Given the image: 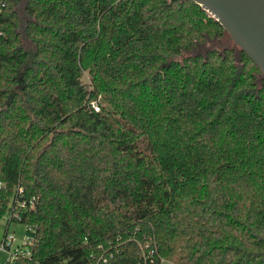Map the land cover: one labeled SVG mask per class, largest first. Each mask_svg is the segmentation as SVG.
<instances>
[{"label":"trees","instance_id":"1","mask_svg":"<svg viewBox=\"0 0 264 264\" xmlns=\"http://www.w3.org/2000/svg\"><path fill=\"white\" fill-rule=\"evenodd\" d=\"M20 1L1 241L18 222L33 245L5 264H264V77L240 48L188 54L222 25L192 0H26L22 28Z\"/></svg>","mask_w":264,"mask_h":264},{"label":"water","instance_id":"2","mask_svg":"<svg viewBox=\"0 0 264 264\" xmlns=\"http://www.w3.org/2000/svg\"><path fill=\"white\" fill-rule=\"evenodd\" d=\"M214 17L264 77V0H192Z\"/></svg>","mask_w":264,"mask_h":264},{"label":"rangeland","instance_id":"3","mask_svg":"<svg viewBox=\"0 0 264 264\" xmlns=\"http://www.w3.org/2000/svg\"><path fill=\"white\" fill-rule=\"evenodd\" d=\"M26 0H21L18 10L21 16V27H24L25 20L27 16H25L23 12V4L25 3ZM21 30V28H20ZM25 39V38H24ZM28 43L27 41H25ZM227 47H234L236 51V55L238 53L239 47L233 42L231 39L230 35L227 32H224L222 36L216 37L214 39H207L206 42L203 44L197 45L194 49H192L188 54H204L206 50L208 49H217L219 51L223 50L224 48ZM181 57H178L180 59ZM83 80L88 81V76L86 73L83 74L82 77ZM6 217H0V242L3 237L5 227H6ZM25 229L26 226L22 223H11L9 226L8 231H10L14 237V243L15 244H20L22 240L24 239L25 236ZM9 253L7 250L2 249L0 247V264H5V262L8 260ZM160 264H174L171 261H162Z\"/></svg>","mask_w":264,"mask_h":264},{"label":"built area","instance_id":"4","mask_svg":"<svg viewBox=\"0 0 264 264\" xmlns=\"http://www.w3.org/2000/svg\"><path fill=\"white\" fill-rule=\"evenodd\" d=\"M91 106L94 111L99 110V106L96 102H92ZM27 235V234H26ZM32 245L33 238L30 236H25L20 244L14 243V237L10 231H8L0 242V247L8 251L9 256L8 260H14L15 258L21 257H30L32 255ZM164 260H161V262Z\"/></svg>","mask_w":264,"mask_h":264}]
</instances>
